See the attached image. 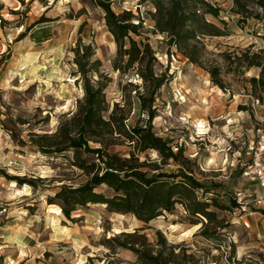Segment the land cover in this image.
<instances>
[{"label":"rangeland","instance_id":"rangeland-1","mask_svg":"<svg viewBox=\"0 0 264 264\" xmlns=\"http://www.w3.org/2000/svg\"><path fill=\"white\" fill-rule=\"evenodd\" d=\"M208 1L220 8V15L207 13L205 18L222 33H202L211 28L197 21L191 24L197 28V37L184 46L171 47L167 34L156 29L151 3L111 0L117 12L132 10L142 17V35L134 37L151 42L158 60L156 71L165 75V84L156 94L154 131L175 152L183 147L186 155L197 161L189 166L211 187L207 197L215 198L209 208L212 222L198 219L179 203L172 212L146 223L130 213L110 212L102 203H90L74 213L76 221L68 220L58 212L61 207L55 195L63 183L77 185L87 179L73 163L91 156L73 149L50 155L39 150V143L53 149L63 141L43 136H52L61 125L72 126L68 122L84 97L74 52L80 42L90 44L94 59L101 61L111 109L119 102L131 110L126 124H146L147 114L137 94L146 93L145 82L136 73L122 74L114 69L117 44L104 10L95 0H26L25 4L0 0L4 20L0 22L3 264H90V258L96 264H139L133 251L119 248L114 256L105 246V239L138 229L152 240L157 231L163 232L170 243L190 247L201 264H264V233L254 227L248 213L225 208L239 190L255 196L260 192L239 174L244 149L264 118V96L250 81L260 70L234 61L251 46L254 50L264 47V23L252 15L260 9L255 0H239V7L236 0ZM241 8H245L243 13H237ZM42 19L46 21L34 27ZM28 27V34L17 40ZM131 149L127 142L111 148L125 155ZM141 161L157 163L168 173L177 169L173 160L165 163L155 150L141 153ZM97 191L114 194L107 185ZM198 195L204 197L202 191ZM51 198L55 203H50ZM200 220L210 224L211 230L217 227V240L198 235L202 222H195Z\"/></svg>","mask_w":264,"mask_h":264},{"label":"trees","instance_id":"trees-1","mask_svg":"<svg viewBox=\"0 0 264 264\" xmlns=\"http://www.w3.org/2000/svg\"><path fill=\"white\" fill-rule=\"evenodd\" d=\"M22 4L26 0H18ZM259 10L252 13L254 17L264 23V0H255ZM96 4L104 10L106 24L113 34L117 44V56L114 60V69L122 74L136 73L145 82L146 93L138 91L141 108L147 114L146 124L129 126L126 120L131 110H125L121 103H115L111 109L107 102L106 89L108 83L104 81L105 75L100 73L101 61L94 59L92 46L81 42L74 49L75 62L79 67V79L82 80L84 97L78 101V108L68 124L61 125L52 136L44 134L45 138L63 140L56 143L53 149L48 145L39 143V150L46 155L62 153L73 149L83 151L91 156L89 159L77 158L73 165L84 171L87 179L75 184L63 183L55 198L63 215L70 221H76L74 213L90 203H102L113 213L133 214L146 223L172 212L177 204H183L195 216L209 219L212 222L213 212L209 208L214 204L215 198L207 197L212 193L211 187L203 182L192 167V160L185 153L183 147L174 151L167 141L159 137L154 131L153 121L156 117V94L165 84V75L156 71L158 60L156 52L150 41L137 40L134 35H142L140 29L144 20L132 10L117 12L111 0H95ZM153 5L151 11L156 29L167 34L169 44L184 46L192 38L197 37V28L191 26L194 22L203 23L210 31H202L211 35H220L219 27L209 22L205 14L220 15V8L208 0H142ZM237 6L240 1L236 0ZM203 8L205 9H202ZM245 8L237 9L243 13ZM4 20L0 16V22ZM46 19L38 21L34 27ZM29 27L20 34L17 40L24 38ZM264 36V35H263ZM251 46L235 57L234 62L247 69L258 68L259 74L250 79L255 91L264 96V47L253 49ZM232 60V57H228ZM237 59V61H236ZM216 78V73L213 71ZM218 84H221L218 82ZM139 87L136 86V90ZM69 126V125H68ZM36 141V140H35ZM131 145L128 155L114 152L112 147L125 144ZM91 143L95 144L92 145ZM155 150L161 153L165 163L173 160L177 169L173 173L161 171L157 163L148 165L141 161V153ZM239 174L243 175L240 168ZM11 180L22 182L19 177H10ZM107 185L114 191L112 196L97 191V188ZM202 191L204 197L198 193ZM54 198L50 203H55ZM213 202V203H212ZM190 203V204H188ZM237 197L230 199L229 209H237ZM250 211V208H249ZM198 235L210 240H217V227L212 228L203 220ZM105 246L117 255L119 248L133 251L138 257L139 264H201L196 253L186 245L170 243L163 232L157 231L155 240L150 239L142 229L134 232H121L105 239ZM4 257L0 256V264ZM90 264H96L94 258L89 259Z\"/></svg>","mask_w":264,"mask_h":264},{"label":"built area","instance_id":"built-area-1","mask_svg":"<svg viewBox=\"0 0 264 264\" xmlns=\"http://www.w3.org/2000/svg\"><path fill=\"white\" fill-rule=\"evenodd\" d=\"M227 150L231 151L232 146L229 145ZM243 157L244 161L240 163L243 169L242 177L260 188V194L257 196L249 194L248 191L236 192L238 211L249 213L251 204H264V120L257 126L253 139L246 145Z\"/></svg>","mask_w":264,"mask_h":264},{"label":"crops","instance_id":"crops-1","mask_svg":"<svg viewBox=\"0 0 264 264\" xmlns=\"http://www.w3.org/2000/svg\"><path fill=\"white\" fill-rule=\"evenodd\" d=\"M263 120L264 118L261 119V121ZM252 185L257 186L256 184H252ZM258 194H260V192H258ZM247 215L250 216V219L253 222L254 227H258L264 233V204L263 205H257L255 203L251 204L250 212Z\"/></svg>","mask_w":264,"mask_h":264},{"label":"bare ground","instance_id":"bare-ground-1","mask_svg":"<svg viewBox=\"0 0 264 264\" xmlns=\"http://www.w3.org/2000/svg\"><path fill=\"white\" fill-rule=\"evenodd\" d=\"M58 212H59V213H62V209H61V208H59Z\"/></svg>","mask_w":264,"mask_h":264}]
</instances>
